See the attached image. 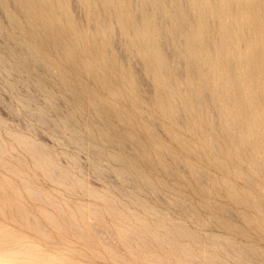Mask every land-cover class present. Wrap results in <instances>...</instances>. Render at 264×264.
<instances>
[{"label":"bare ground","instance_id":"obj_1","mask_svg":"<svg viewBox=\"0 0 264 264\" xmlns=\"http://www.w3.org/2000/svg\"><path fill=\"white\" fill-rule=\"evenodd\" d=\"M0 7L7 22H0V66L7 73L22 72L56 113L49 99L56 90L63 94L70 108L54 124L94 154L96 172H101L99 160L106 158L117 163L112 170L121 181L132 179L136 187L156 195L178 191V196H170L166 203L200 224L208 217L227 231L248 234L245 226L226 217L238 209L215 198L224 195L242 205L238 215L246 225L264 234V0H0ZM76 8L83 9L82 19ZM132 56H136L138 68ZM143 76L152 83L148 96L142 91ZM18 97L28 119L51 124L44 108L33 103V95ZM157 125L163 126L171 142L161 137ZM7 135L10 147L21 148L30 158V168L44 180L97 198L116 224L131 220L125 232L140 245L145 259L160 263L169 255L178 264H228V259L264 264L262 250L212 234L208 248L194 250L179 238L200 244V231L198 234L180 221H171L141 201L135 191H126V199L119 193L115 197L97 192L71 169L60 166L41 141L17 130ZM126 146L131 148L129 154ZM8 153L9 147L0 137V163L12 170L23 186L13 188L23 200L17 204L16 221L48 239L51 193L7 161L3 155ZM73 162L76 164L74 158ZM165 176L179 181V187L193 190L202 199L207 217ZM236 179L243 186H238ZM127 199L155 219L148 222L144 214L129 212ZM57 207L62 214L67 212L59 204ZM247 210L255 212V221ZM78 211L81 220L97 232L109 230L97 220L99 211L93 206L84 205ZM67 218L70 227L81 232L77 222ZM148 238L165 256L144 244ZM120 239L131 246L125 234ZM0 264L73 262L29 232L0 221Z\"/></svg>","mask_w":264,"mask_h":264},{"label":"rangeland","instance_id":"obj_2","mask_svg":"<svg viewBox=\"0 0 264 264\" xmlns=\"http://www.w3.org/2000/svg\"><path fill=\"white\" fill-rule=\"evenodd\" d=\"M76 9L78 10V8H76ZM82 10H83L82 8H79V10L76 11L78 14V17H80V19H82L84 17V11H82ZM3 17H4V15L1 13V7H0V22L3 25H7L6 19H4L5 17L4 18ZM0 52L3 53V40H2L1 36H0ZM131 60L135 63L136 67L138 68L139 63H138V60L136 59V56H132ZM151 84H152L151 80L148 77H146V76L142 77L141 86L143 88L142 91L145 95L150 94L149 91L151 89V87H150ZM28 90H29V92H28ZM56 91H55V95L53 97H51L49 99V101L51 102V104H50L51 106L56 107L58 113H56L52 107H50L49 105L46 104L48 99H46L45 96L42 95L41 92H38L36 87L34 88V84L32 82L30 83V81L26 80L25 75L22 72L16 71L13 73H7V71L3 67L0 66V127L3 126L0 128V137L5 140V144L9 147V153L7 155H3V157L7 161L18 166L19 170H21L24 175H29L33 180H35L39 184L42 183L47 188V190L49 191V194L51 193L50 196L52 197V202L47 206V208L50 209L49 212L51 213V216H52L51 222L48 223V228L50 229V230H48L50 237L47 239V238H44L39 233H34L33 231H28L25 226L19 225V222L16 221V218H18V216H19V214L16 213V207H17V204L19 203V201L23 202V200L16 194V192L14 191L13 188L18 187L21 189V188H23V186L20 184L21 180L18 179V177L14 174V172L12 170H9L8 168L4 167L0 163V175H1L0 176V221L1 222L8 224L10 226L18 227V228L22 229L23 231L29 232L34 239H36L39 243L43 244L44 246H47L51 251H53L55 253H59V254H65L66 256L71 258L73 264H122V263L123 264H155V263L156 264H173V263L178 264L175 261V259H173L169 255H167L169 258L168 260H167V256L165 257L166 258V260L164 261L165 263L164 262L157 263L153 260H149L148 258L145 259V257L141 253L140 245L134 239H132V237L129 238L130 234L128 232H125L124 227H127L129 224L128 222L131 220H127V222L123 225L122 224H116L115 220L104 209L105 207L102 204V202L100 200H98L97 198L89 195L88 193L82 192L81 190H78V189L74 190V191L72 190L74 192L73 193L72 191L68 190L63 185L56 184V183L51 182V181H49L50 182L49 183L48 180H44L38 171H36V173H34L33 170L29 166L30 158L28 157V155H26L21 148L18 149V146H16V145H15L16 148L10 147V145H11V141L9 140L10 138L8 140L6 138V137H8L7 133L10 130H17L19 132H23L24 134L30 136L32 139H34L37 142L41 141L40 143L44 144L50 153L52 152L51 155L54 157V159L56 160V162L60 166L67 167V168L71 169L73 173L77 174V176L79 175V177H81L84 180V182L90 188L94 189L95 191L98 190L97 192H100V193H106L107 192V194L109 192V195H113L115 197H119L121 195L120 198L122 197L124 199H126L124 196L126 191L127 192L131 191V190L135 191L139 195V199L141 201H143V202L149 204L150 206L154 207L156 210H158L162 214L166 215L171 221H180L187 228H189L193 231H196L197 233H198V231H200L199 232L200 234L198 233L200 238H201L200 244L195 243L194 241L190 240L187 237H180L179 238V239H181L180 241L182 243L190 246L191 248H193L196 251L198 249L208 248L209 235L212 234V235L218 236L220 239H223V240H226L228 238V239H230V240H232L238 244L241 243L240 245H242V246L251 245L254 248H256L258 250H262L264 252V234H259V232H257L258 230L256 229V227L253 228V227L249 226L248 224L246 225V223L243 221V219L240 216L241 215L240 213H242L240 211H242L241 209H243L242 205L234 204V203L230 202V200L226 199V197L224 195L218 194L215 198L217 199L219 197V199H217V200H219L221 203H224L228 206L234 207V209L236 208L239 210L238 211L235 209L237 211L236 213H234L236 215V219H235L234 214H232L230 216L227 215L226 217L227 218L229 217V219L231 221H233L239 225L245 226L248 234H246V235L240 234V233L238 234V232H235L233 230L227 231L223 227L218 226V224L215 221H210L207 217V210L201 205L202 199L193 190L185 189L184 185H180V187H179V181H175L172 178L170 179V177H168V176H165L166 180L169 183H171V185H173L174 187L178 186L181 190H183L185 192L186 198L190 199L193 206L198 208L203 216L207 217L206 221H204L202 224H200L194 218H192L190 215H187L186 213H185L186 214L185 215L184 212H182L177 207L169 204L168 202L166 203V199L169 198L170 196H172V195L178 196V193H177L178 191H171L170 194H169V192H162L160 195H156L152 191H150L149 189L147 190L145 187H143V188L142 187H136L135 186L136 183L132 179H127V180L121 181L120 178L115 173V171L112 170L113 167H115L117 165V163L115 165V162H111L109 160H106V158H101L99 160L100 164H102V165H100L101 166V172L100 173L96 172L92 166V159L94 158V154L92 152H90V150H88L87 148L80 146L75 141L70 140L68 132H66L62 127L56 126L54 124V120H56L59 115L66 114L68 112L67 110H69V108H70V107H68V105H66L67 104L66 101L64 102L63 99L65 97L63 96V94L60 93L58 90H56ZM36 93H37V95H36ZM23 94H30V95L34 96L33 103L42 109L44 108L43 109L44 113L49 117L48 119L50 121H52L51 124L49 125L51 127L45 126V125L41 124V122H39L38 120L35 119L36 123H38V124H36L34 118L28 119V117L24 113L23 106H22L21 102L19 101V97H18V96L23 95ZM124 99L126 100V96L124 97ZM36 103H38V105ZM42 103H44V104H42ZM8 105L11 108L10 107L7 108ZM17 107L19 109H17ZM153 114H156V113L154 112V113H152V115ZM153 116L157 117L155 115H153ZM34 125H35L37 131L34 128ZM39 129H40V131H39ZM157 129H159L161 131V132H159V131L158 132L160 133L161 137L164 140H166L167 142H171V139L169 137H166L165 133L162 131L163 126L157 125ZM42 136H44V137L42 138ZM86 138L84 141L85 143L87 142L86 140H88V138L87 139ZM125 148H126L125 153L129 154V150L131 148L129 146H126ZM73 158L76 160V164H74ZM71 161H72V163H71ZM104 161H106V162H104ZM101 162H103V163H101ZM77 167H78V169H77ZM142 169L147 174H149V170L145 166H143ZM77 172H79V173H77ZM180 172L185 173L183 170H181ZM241 182L242 181L240 179H236V183L238 184V186H243V184ZM134 186H135V188H133ZM191 191H192V193H191ZM195 195H196V198H195ZM223 196H224V198H223ZM192 199H193V201H192ZM125 201L127 202V208H128L127 210L129 212L135 211V212L139 213L140 215L144 214V219L148 222L153 221L155 219V217L151 213H143V209L141 206L134 204L131 201L129 202V199H127ZM58 204L61 207L65 208V210L67 212L62 214V212L59 210V207H57ZM84 205L93 206L94 208H96L99 211V218L97 220H99L103 224L105 223L104 225L109 230H107L105 232L104 231L103 232H97L96 230L93 229L94 228L93 226L87 224L86 222L84 223L81 220V217H80V214L78 211V208L81 206H84ZM2 209H3V211H2ZM33 209L36 210V208H34V205H33ZM137 209H139V210H137ZM177 210H179V211H177ZM246 213L249 216L251 215L250 217L254 221L256 220L255 217H257V216H256L255 212L247 210ZM238 214H240V215H238ZM69 215L81 227V229H82L81 232H75L70 227V219L67 220L68 219L67 217H70ZM103 217H105V218H103ZM218 217L223 218V215H219ZM57 218H59V219H57ZM85 227H86V229H85ZM110 230H112V231H110ZM68 231H69V233H68ZM249 231H251V232H249ZM83 232L85 234H83ZM105 233H107L108 237H103V236H106ZM121 234H125L126 236H128V243L131 244V246L127 245V243H124L120 239ZM110 236H112V238ZM230 237H233L234 239L230 238ZM87 238H88V240H87ZM186 239H188V240L186 241ZM108 240H110V242ZM235 240H237V241H235ZM146 243L151 245V247H149V248H152L153 250L157 251L159 254L161 253L162 254V255L160 254L161 256H165V254L161 250V248L159 246H157L156 243L154 241H152L150 238L145 240L144 244H146ZM113 244L115 247H113ZM118 244H119V246H118ZM132 244L133 245L135 244L136 246L135 245L133 246ZM113 248H114V251H113ZM124 256H125V258H124ZM165 258H163V259H165ZM117 260H119L120 262ZM232 261H234V260L228 259L227 262H228V264H233V263L234 264H240L241 263L239 261H234V262H232Z\"/></svg>","mask_w":264,"mask_h":264}]
</instances>
